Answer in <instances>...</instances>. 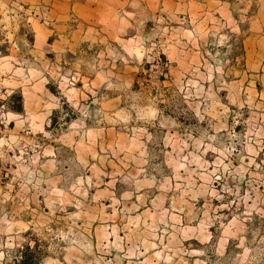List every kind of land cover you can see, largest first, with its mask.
<instances>
[{
    "label": "rangeland",
    "instance_id": "374dc122",
    "mask_svg": "<svg viewBox=\"0 0 264 264\" xmlns=\"http://www.w3.org/2000/svg\"><path fill=\"white\" fill-rule=\"evenodd\" d=\"M264 264V0H0V264Z\"/></svg>",
    "mask_w": 264,
    "mask_h": 264
},
{
    "label": "trees",
    "instance_id": "16d2710c",
    "mask_svg": "<svg viewBox=\"0 0 264 264\" xmlns=\"http://www.w3.org/2000/svg\"><path fill=\"white\" fill-rule=\"evenodd\" d=\"M20 257H21V258H20V264H23V261H24L25 256H24L23 254H21Z\"/></svg>",
    "mask_w": 264,
    "mask_h": 264
}]
</instances>
